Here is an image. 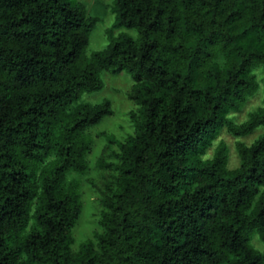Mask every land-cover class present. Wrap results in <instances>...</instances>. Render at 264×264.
<instances>
[{
    "label": "trees",
    "instance_id": "16d2710c",
    "mask_svg": "<svg viewBox=\"0 0 264 264\" xmlns=\"http://www.w3.org/2000/svg\"><path fill=\"white\" fill-rule=\"evenodd\" d=\"M111 9L109 42L89 53L99 19L83 1L0 0V264H264V132L240 140L264 128V0ZM124 71L134 133L107 135L101 230L75 250L89 129L113 114L81 99Z\"/></svg>",
    "mask_w": 264,
    "mask_h": 264
},
{
    "label": "rangeland",
    "instance_id": "374dc122",
    "mask_svg": "<svg viewBox=\"0 0 264 264\" xmlns=\"http://www.w3.org/2000/svg\"><path fill=\"white\" fill-rule=\"evenodd\" d=\"M85 3L87 14L99 19L94 31L91 34L88 52L102 49L108 44L107 30L113 25L115 15L112 12L111 4L113 0H81ZM104 86L102 89L92 93H85L82 102L99 103L110 100L113 114L105 117L100 123L89 129L92 139L91 151L88 154L89 170L83 175L77 176L80 183V192L83 201V211L78 224L74 228L73 247L78 250L81 243L94 236L95 231L101 230L100 212L102 209L100 198L105 187V183L112 178L113 172L100 165L103 157H109L114 150H118V145L111 143L107 135H114L119 140H125L134 133V124L130 114L137 109V105L130 99L129 93L134 84L132 75L129 72L102 74ZM262 104V94L256 93L247 105L233 116L237 122L247 119L248 114L253 109ZM264 128L257 129L254 133L240 138V140L251 144ZM224 140L230 147L231 168L239 165L240 159L236 151V141L238 138L230 134L226 129L220 134L219 140ZM214 153V147L209 150V155ZM257 247L263 248L260 241L255 240Z\"/></svg>",
    "mask_w": 264,
    "mask_h": 264
}]
</instances>
